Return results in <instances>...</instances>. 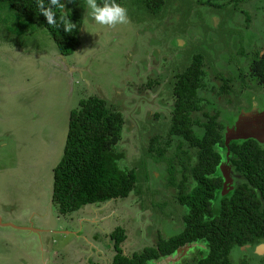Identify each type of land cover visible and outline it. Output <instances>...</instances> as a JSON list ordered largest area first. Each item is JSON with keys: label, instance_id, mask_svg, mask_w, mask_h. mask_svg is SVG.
Returning <instances> with one entry per match:
<instances>
[{"label": "rangeland", "instance_id": "1", "mask_svg": "<svg viewBox=\"0 0 264 264\" xmlns=\"http://www.w3.org/2000/svg\"><path fill=\"white\" fill-rule=\"evenodd\" d=\"M252 2L243 4L252 16L248 23L242 12L224 15L202 6L201 13L195 14V4L189 6L184 0H168L155 14L146 12L137 1L123 0L128 23L108 27L86 21L91 32L83 24L86 13L82 7L79 46L70 55L57 52L45 28H23L17 13L0 4V214L4 221H11L9 226H17L27 217L29 226L47 230H27L30 238L47 239L43 242L46 250L35 253L27 245L14 249L6 232L16 230L1 227L0 241L5 244L1 253L8 257L1 264H112L109 234L115 227L126 228L128 237L122 245L126 254L155 244L159 232L166 238L181 228L174 191L164 187V165L147 159L149 175L145 179L139 163L153 125L168 120L170 84L176 71L183 70L197 52L208 62L207 80L213 85L219 83L214 76L221 71L239 77V59L250 84L239 97L232 96L240 100V108L228 104V97L212 94L210 108L235 110L228 128H235L239 138L244 132L242 126H235L241 116L257 120L252 128L243 126L255 131L257 123L264 136V87L251 69L252 56L264 45V30L259 27L264 25V0ZM187 6L190 15L184 17ZM242 46L246 48L244 56L239 52ZM149 79L156 83L148 87ZM88 96L100 97L123 113L117 148L124 150L126 157L121 162L141 172L128 197L111 199L103 208L108 215L104 228L87 224L83 207L59 214L52 203L53 169L63 154L70 111ZM155 113L160 118H154ZM223 166L230 177V181L225 177V187H233V169L225 163ZM228 187L217 193L215 201L227 195ZM155 201L166 204L157 207ZM93 243L105 256H97ZM233 251L237 263L246 257L249 264H264V243ZM195 255H199L198 248L188 244L158 264H184Z\"/></svg>", "mask_w": 264, "mask_h": 264}, {"label": "trees", "instance_id": "2", "mask_svg": "<svg viewBox=\"0 0 264 264\" xmlns=\"http://www.w3.org/2000/svg\"><path fill=\"white\" fill-rule=\"evenodd\" d=\"M133 1L151 14L161 12L168 2ZM184 1L187 5L195 4V14H200L202 6H206L224 15L242 12L249 23L250 9L243 4L257 0ZM1 3L17 13L23 28L31 31L45 28L62 55L72 54L79 46L84 0H58L57 5H51V0H0ZM40 4L51 7L56 25L47 24ZM189 15L187 6L182 16ZM68 18L77 25L72 32L63 29V22ZM259 27L264 30V25ZM240 51L243 56L246 54L244 46ZM251 61L252 74L264 87V45L256 49ZM238 64L239 77L221 71L214 76L219 81L215 85L207 80L208 62L200 52L192 55L183 70L176 71L170 84L172 105L168 120L161 119L159 126L153 125L139 166L145 173L143 178L147 179V159L164 165V187L174 191L181 228L166 238L159 232L155 244L126 254L122 246L128 237L126 228L115 227L109 234L114 250L112 264H158L188 244L197 247L199 255L184 264H249L246 257L240 263L235 262L233 250L264 243V140L249 136L232 138L227 143L226 132L235 110L210 108V94L228 97V104L240 108V100L232 96L239 97L250 84L239 59ZM155 83L149 79L147 85ZM227 115L230 117L226 121ZM154 118H160V114L155 113ZM123 126V113L97 96L81 98L71 109L63 154L53 169L52 203L59 214L77 211L87 204L125 198L134 191L141 172L136 166L127 167L121 162L126 152L117 145ZM223 163L233 169V187H225ZM227 187V195L215 201L217 193ZM154 204L161 207L166 203L155 201ZM216 204H219L218 210Z\"/></svg>", "mask_w": 264, "mask_h": 264}, {"label": "crops", "instance_id": "3", "mask_svg": "<svg viewBox=\"0 0 264 264\" xmlns=\"http://www.w3.org/2000/svg\"><path fill=\"white\" fill-rule=\"evenodd\" d=\"M15 48H17V46ZM57 52H58V50H57ZM59 54L61 55V53H59ZM108 202L109 201L104 202V203H100V204L92 203V204H87V205L82 206L83 208L82 207L81 208L83 209V211H85L87 213L83 220L85 222H87V224H92L95 226L97 224H100L101 225L100 228H104V224L108 218L107 217L108 215L106 214L107 208L104 210H103V208L105 207V205ZM88 205H91V206H88ZM93 205H95V206L92 208ZM29 213H31V211ZM2 216L3 215L0 214V234H1V230H2L1 227L2 228L3 227H11L12 229L16 230L15 233L14 232H11V233L6 232L10 236V243L14 249H16L17 246H22V247L25 246L26 247V245H27V248L28 249L30 248V252H31L32 247L35 250V253H38V250H40L39 252H43L46 250V248L44 249V247H43V242H47V239L44 237V239L42 240L41 237L39 238V236H38V238L37 237L30 238L29 234H31V232L27 231V230H31V231H35L36 233L37 232H40V233L44 232L45 233V231H47L46 229L41 228L39 226L37 228H34L33 226H29V224L27 223V217H23V221L18 223L17 226H14V227L11 225L9 226V223H11V221L8 218L6 219V221H4L2 219ZM20 231H22V234H23L22 237H19L18 233L21 234ZM6 233L4 234L5 236H6ZM93 244H94L93 251L94 252L97 251V256L98 257H101V255L105 256V252H103L98 247V245H96L95 243H93ZM4 247H5V244L4 243L1 244V241H0V264H1V261H5L8 258L5 253H1V251H3V249H4ZM13 254H14V252H13Z\"/></svg>", "mask_w": 264, "mask_h": 264}, {"label": "clouds", "instance_id": "4", "mask_svg": "<svg viewBox=\"0 0 264 264\" xmlns=\"http://www.w3.org/2000/svg\"><path fill=\"white\" fill-rule=\"evenodd\" d=\"M58 0H51V5H57ZM64 7V4L60 5ZM83 7L85 9V17L83 24L89 31V25L86 21H91L94 25L114 27L116 25L128 23V10L118 0H84ZM40 9L46 17L48 25H56L57 20L51 7H45L40 4ZM77 25L71 22L70 18L63 22L65 32H72ZM91 32V31H89Z\"/></svg>", "mask_w": 264, "mask_h": 264}, {"label": "water", "instance_id": "5", "mask_svg": "<svg viewBox=\"0 0 264 264\" xmlns=\"http://www.w3.org/2000/svg\"><path fill=\"white\" fill-rule=\"evenodd\" d=\"M241 116V115H240ZM254 117V116H253ZM242 119H240L238 122H237V125L235 126L236 128H238V126H242V128L244 129V137H249V136H253V137H256L258 139H263L264 136H263V133L260 131V128H259V125H256L255 124V128H256V131H248L244 126H243V123H244V120H243V117L241 116ZM250 118V117H249ZM259 118V117H257ZM254 119V118H253ZM257 121V120H256ZM242 132V131H241ZM241 134V133H240ZM241 136V135H240ZM240 136H237V131L232 128H228L227 129V132H226V142L228 143L230 139L232 138H239ZM222 169H223V174H224V177H226V180L227 181H230V177H229V170L226 166H221Z\"/></svg>", "mask_w": 264, "mask_h": 264}, {"label": "bare ground", "instance_id": "6", "mask_svg": "<svg viewBox=\"0 0 264 264\" xmlns=\"http://www.w3.org/2000/svg\"><path fill=\"white\" fill-rule=\"evenodd\" d=\"M246 116V115H245ZM245 119H244V126H247L248 124L250 125V127L252 128V127H254V123H255V119H253V118H247V117H244ZM254 121H252V120ZM257 122V121H256ZM241 129L243 130V132H244V129L241 127ZM248 131H252L251 129L249 130L248 129ZM256 131V130H255Z\"/></svg>", "mask_w": 264, "mask_h": 264}, {"label": "flooded vegetation", "instance_id": "7", "mask_svg": "<svg viewBox=\"0 0 264 264\" xmlns=\"http://www.w3.org/2000/svg\"><path fill=\"white\" fill-rule=\"evenodd\" d=\"M158 83H159V82H158ZM158 83H157V84H158ZM255 108H256V107H255Z\"/></svg>", "mask_w": 264, "mask_h": 264}]
</instances>
